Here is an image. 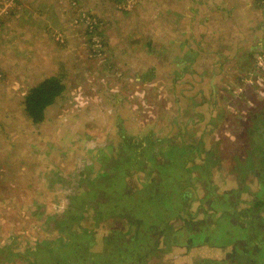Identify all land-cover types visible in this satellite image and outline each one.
Instances as JSON below:
<instances>
[{
    "label": "rangeland",
    "instance_id": "1",
    "mask_svg": "<svg viewBox=\"0 0 264 264\" xmlns=\"http://www.w3.org/2000/svg\"><path fill=\"white\" fill-rule=\"evenodd\" d=\"M165 1L0 0V264H55L59 259L65 264H187L193 257L188 248L198 241L192 237L195 226L202 224L198 217L208 211L206 195L212 203L215 195L234 196L227 212L233 209L238 216L237 208L264 194L257 171L264 177L259 134L264 119L253 117L264 106V92L256 88L254 73L248 85L242 78L250 74L230 88L227 115L214 109L218 119H225L206 135L219 137L209 145L215 155L192 149L183 156L168 140L141 137L145 130H137L120 107L124 102L115 104L126 87L127 71L132 80L134 71L135 77L147 79V62L152 61L145 58L152 49L147 38L165 32L160 28V20L167 18ZM84 65L91 76L83 72ZM117 66L126 71L118 72ZM107 70L113 78L106 82L111 100L104 99V105L99 101L102 90L96 88ZM49 77L60 80L64 90L45 108L43 120L33 123L24 111L25 97ZM203 95L209 102L196 104V120L212 109V97ZM171 119L163 121L168 126L157 131L158 138L181 120ZM183 122L174 128L176 134L182 133ZM179 135L172 138L181 143ZM230 182L232 191L227 190ZM154 191L170 199L154 204L149 201ZM188 211L198 218L194 223L185 218ZM177 226L182 228L176 233L187 229V237L173 244ZM251 233L264 244V221ZM207 237L213 242L217 234ZM130 250L141 252V258ZM177 250H184L182 256ZM252 258L264 264V256L252 253Z\"/></svg>",
    "mask_w": 264,
    "mask_h": 264
},
{
    "label": "crops",
    "instance_id": "2",
    "mask_svg": "<svg viewBox=\"0 0 264 264\" xmlns=\"http://www.w3.org/2000/svg\"><path fill=\"white\" fill-rule=\"evenodd\" d=\"M262 1H165L167 18L160 20V28L164 27L165 32L163 30L164 34L161 31L159 36L153 34L148 35L147 38L148 43L150 42L152 46L151 53L147 51L145 56V58L149 56L152 58V61L147 62L146 66L147 79L142 76L140 78L135 77L134 71L132 80L130 72L127 71L123 77L126 79V87L122 89V96L119 97V100L116 101L115 99L114 101L117 105H120L121 100L124 102L120 107L128 111V114L135 121V125H138L136 127L138 131H141L140 128H144L146 134L145 136L141 134V137L147 136V140L150 137L155 142L158 140L157 143L162 142L163 139L168 140L171 146L179 147L178 151L183 153V156L192 154L196 149L200 153L209 154L208 156L211 153L216 154V151L213 152L209 145L215 144L219 137L206 135L215 130L218 121L223 122L222 126L225 119H218V112H215L214 109H221L220 111L223 110L227 115L228 110L224 107L226 105L228 107L226 100L233 96L230 94V88L241 82L242 75H247L256 70V63H254L256 55L264 50V4ZM49 25L51 24L49 23ZM47 38L49 39V37ZM144 53L146 54L145 50ZM114 58L111 56L112 63H114ZM123 71L126 70L119 67L118 72ZM83 72L85 75H92V71L87 70L85 65ZM263 72L255 74L259 81L255 84L256 88H259L262 93L264 92V79H260V77ZM234 74L237 75V78L233 77ZM110 76L112 75L109 70L103 73L102 81L100 80L96 88L102 90L99 101H102L104 105V99L111 100L106 94L108 80L113 78ZM116 85L122 86L121 83ZM196 91L202 93L196 97ZM157 93H159L158 96ZM203 93H208L212 97V109L204 117L196 120L194 117L196 104L209 102ZM80 98L86 102L82 94ZM155 98L160 99L155 101ZM231 105L229 102V106ZM263 111L264 106L260 107L258 113H255L253 117L264 119ZM171 117V120L176 118L182 120L173 123L174 128L184 121L185 126L182 133L176 134V130L173 128L170 132H164L165 138H158L157 131L162 132V127L168 126L166 123V126H163V121L166 122ZM213 121L216 122L210 124ZM172 135H179L182 142H176V138H172ZM190 137L196 140H190ZM198 144L199 147H197ZM105 150L108 152L109 148ZM105 150H101V153H105ZM186 159L188 160V158H185V162ZM115 166H113V170L117 171ZM117 173L118 171L116 176L119 174ZM227 187L228 191L235 188L233 182H230ZM91 189L93 188L90 187V190L87 191L88 194L92 193L93 190ZM206 196L209 198L208 211L202 212V216L198 217L199 219L193 216L195 220H201L206 233L202 235L200 241L188 248L191 250V255H188L193 257L187 264H223L222 262L224 264H245V261H248V264L250 262L256 264L253 258L251 259V254L253 253L255 258L264 256V253H261L263 243L260 244L259 236L254 238L255 240L252 239L256 233H251V231L253 228L255 229V225L264 221V194L258 193L253 196L256 198L250 205L251 208H248L250 206L247 204L245 205L246 209L236 207L238 209L236 213H240L237 217L234 216L233 209L227 212L229 201L237 200L232 199L234 196L229 194L227 196L225 194L215 195V203L210 201V195ZM240 198L245 201L248 200L243 197ZM202 199L198 203H204L207 198ZM221 202L224 204L221 205ZM209 213L215 215L213 220L212 217L209 218L210 220L208 219ZM204 217L209 220L208 224L203 222ZM176 228L172 230L174 232L172 237H175L176 231L182 227L177 226ZM165 229L167 228L165 227ZM182 232L183 237V234H187L188 231L182 229ZM208 234H217V239L212 242L207 237ZM223 238H227L228 241L224 242ZM259 244L260 247H258ZM177 248L180 247L177 246ZM183 251L177 250L176 252L182 256Z\"/></svg>",
    "mask_w": 264,
    "mask_h": 264
},
{
    "label": "trees",
    "instance_id": "3",
    "mask_svg": "<svg viewBox=\"0 0 264 264\" xmlns=\"http://www.w3.org/2000/svg\"><path fill=\"white\" fill-rule=\"evenodd\" d=\"M63 90H64V85L60 82V80H58L55 77H49V78L45 79L44 81L38 83L34 87L30 88L26 97H25L24 104H23L24 105V111H25L26 115L29 117V119L33 123L41 122L44 118V115H45L44 114L45 108L48 105L52 104L56 100V98L59 97V95L63 92ZM117 166H118V164L116 165V167ZM262 170L264 171V169H262ZM257 171L259 172V174L260 173L262 174V181H263L262 183H264L263 173L261 172L260 169H258ZM150 190H151V187L149 186L147 192H149ZM170 190H171V192H176L172 188H170ZM209 194H211V192H209ZM149 198H150V200H149L150 202H152L154 204L156 202H159L161 205H163V201H165L166 199H170L167 196V194L163 193V191H161V192L154 191V193L152 195H150ZM154 201H156V202H154ZM167 211H168V208L166 211L164 209H161L160 213H165ZM203 212H204V210H203ZM189 213H190L189 211L186 213L185 218L186 219L191 218V220H192L191 222L194 223V221H195V219L193 217L194 214L187 215ZM234 214H235V212H234ZM200 215H202V212L200 213ZM235 217H237V216H235ZM149 219H154V217H152V218L150 217ZM157 220H158V217H156L155 221H157ZM198 221H201V220H198ZM204 221H207V218L205 219V217H204L203 222ZM206 224H208V223H206ZM195 227H196V229H195L196 234L194 233L192 237L195 240L197 239L198 241H200V239L202 238V235H204L206 231H204L203 224H201L200 226H195ZM175 234H176V236L171 238V241L173 244H177L178 242H180L181 238L187 237L186 234L185 235L183 234V237H181L182 234H179V235L177 233H175ZM226 234H228V233H226ZM174 239H175V243H174ZM134 244L135 245L138 244L137 240L134 242ZM193 244L191 243V246ZM133 250H136V248H133ZM117 252H119V251H117ZM140 253L141 252L135 253L132 250H130V252H129V254H132V256L133 255L135 256V259L137 257L141 258L142 253L141 254ZM122 260H123V258H122ZM65 262H67V260H65V259L64 260L59 259L56 262L54 261L55 264H65ZM45 263H48V262H45Z\"/></svg>",
    "mask_w": 264,
    "mask_h": 264
},
{
    "label": "built area",
    "instance_id": "4",
    "mask_svg": "<svg viewBox=\"0 0 264 264\" xmlns=\"http://www.w3.org/2000/svg\"><path fill=\"white\" fill-rule=\"evenodd\" d=\"M263 4H264V0H263ZM92 41H93V43L95 44V46H96V45H97V46L99 45L98 40L94 39V40H92ZM256 59H257L256 70H254V71L248 73V74H250V76H248V77H246V78H245V77L243 78V82H244L245 84H249V83H251L250 80H251L252 77H253V76H251L253 73H254L253 75H255L256 73H259V72L264 71V50L261 51L259 54H257ZM257 70H260V71H257Z\"/></svg>",
    "mask_w": 264,
    "mask_h": 264
},
{
    "label": "flooded vegetation",
    "instance_id": "5",
    "mask_svg": "<svg viewBox=\"0 0 264 264\" xmlns=\"http://www.w3.org/2000/svg\"><path fill=\"white\" fill-rule=\"evenodd\" d=\"M259 127H260V126H259ZM263 133H264V132L261 130L259 134L261 135V138H262V140L264 141ZM222 204H224V203L221 202V205H222Z\"/></svg>",
    "mask_w": 264,
    "mask_h": 264
},
{
    "label": "bare ground",
    "instance_id": "6",
    "mask_svg": "<svg viewBox=\"0 0 264 264\" xmlns=\"http://www.w3.org/2000/svg\"><path fill=\"white\" fill-rule=\"evenodd\" d=\"M112 72V71H111ZM114 75V74H113ZM240 83V82H239ZM239 88V87H238ZM237 91V90H236Z\"/></svg>",
    "mask_w": 264,
    "mask_h": 264
},
{
    "label": "water",
    "instance_id": "7",
    "mask_svg": "<svg viewBox=\"0 0 264 264\" xmlns=\"http://www.w3.org/2000/svg\"><path fill=\"white\" fill-rule=\"evenodd\" d=\"M264 129V128H263ZM263 137H264V135H263Z\"/></svg>",
    "mask_w": 264,
    "mask_h": 264
}]
</instances>
